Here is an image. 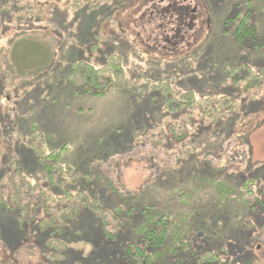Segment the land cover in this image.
Wrapping results in <instances>:
<instances>
[{"label":"rangeland","instance_id":"1","mask_svg":"<svg viewBox=\"0 0 264 264\" xmlns=\"http://www.w3.org/2000/svg\"><path fill=\"white\" fill-rule=\"evenodd\" d=\"M75 1L0 0L1 115L16 126L21 168L32 181L39 175L26 141L33 124L46 151L61 152V163L77 173V189L103 208L67 224L58 264H124L148 209L168 216L186 243L162 264H264V84L237 91L219 119L167 107L186 90L198 98L233 93L222 83L226 69L264 66V0H190L199 15L180 30L178 50L163 44L167 24L158 29L150 18L158 0ZM248 10L258 21L251 48L226 25ZM113 54L124 60L121 88L100 96L69 81L73 62L101 66ZM246 180L261 206L243 205ZM217 182L232 191L224 200L211 186ZM13 219L0 223V257L45 262L33 234L20 241Z\"/></svg>","mask_w":264,"mask_h":264},{"label":"trees","instance_id":"2","mask_svg":"<svg viewBox=\"0 0 264 264\" xmlns=\"http://www.w3.org/2000/svg\"><path fill=\"white\" fill-rule=\"evenodd\" d=\"M76 1L74 3L79 6ZM257 23V18L251 10L243 14L237 12L226 20V25L233 26L232 36L235 41L240 46L245 44L247 48H251V43L259 38ZM13 76L14 74L11 79ZM68 78L75 87L82 86L87 92L105 95L110 87L121 88L125 83L124 60L122 56L113 54L107 56L101 66L87 61L73 62ZM4 82L5 77L0 80V223L13 219L15 215V233L19 235L21 242L31 239L33 234L40 258L45 261L40 264H58L66 257V244L59 236L67 224L84 211H99L103 208L99 201L90 198L85 191L77 189V173L70 166L61 163V152L46 151L44 135L37 131L33 124L26 141L40 171L34 181L24 174L19 161L21 147L14 144L16 126L11 124L9 117L1 115V100L2 96L6 95ZM222 83L234 92L198 98L192 90H186L175 98H168L167 107L172 111L185 110L188 115H193L199 108L203 114L219 119L226 107L222 103L227 101L228 110L233 109L236 98L240 97L236 94L237 91L248 93L264 84V66L254 68L249 63L233 66L226 69ZM20 138L17 135V141ZM211 186L219 194L220 200L226 199L232 193L225 184L217 182ZM243 187L249 192L242 196L243 205L248 208L256 204L261 206L262 203L254 195L249 181L243 182ZM107 211L104 209L99 214L103 222ZM142 213L143 220L137 225L134 233L136 241L129 243L123 250L124 264H162L166 255L185 252L183 246L186 243L181 240V234L169 229L171 219L168 216L158 215L155 210L149 209L142 210ZM188 248L189 246H186V252Z\"/></svg>","mask_w":264,"mask_h":264},{"label":"flooded vegetation","instance_id":"3","mask_svg":"<svg viewBox=\"0 0 264 264\" xmlns=\"http://www.w3.org/2000/svg\"><path fill=\"white\" fill-rule=\"evenodd\" d=\"M192 2L193 1L190 0L152 1L151 7H153V9L150 18L154 17V23L157 22L159 25L158 29L164 28L166 24L172 25L169 29L166 25L164 32H160L162 33L161 35H164L161 38L163 39V44H168L171 48H175L176 50L179 49L184 41V36L182 38L180 37V30L184 29L185 23L189 21L190 17L193 20L199 15L197 6L192 4ZM164 21H166V23ZM153 32L154 31H151V33ZM2 255L5 256V253ZM3 256L0 257V264H13L8 259V256ZM4 260H6V262Z\"/></svg>","mask_w":264,"mask_h":264}]
</instances>
